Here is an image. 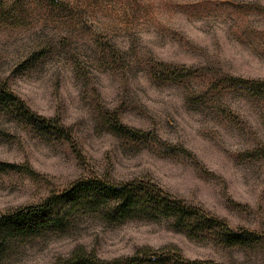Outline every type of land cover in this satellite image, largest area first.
<instances>
[{
	"label": "rangeland",
	"instance_id": "obj_1",
	"mask_svg": "<svg viewBox=\"0 0 264 264\" xmlns=\"http://www.w3.org/2000/svg\"><path fill=\"white\" fill-rule=\"evenodd\" d=\"M0 77L71 134L0 116V161L15 165L0 211L84 177L152 179L256 237L227 247L163 217L80 213L1 264H56L80 245L109 260L157 249L138 264H264V96L230 80H264V0H0Z\"/></svg>",
	"mask_w": 264,
	"mask_h": 264
},
{
	"label": "trees",
	"instance_id": "obj_2",
	"mask_svg": "<svg viewBox=\"0 0 264 264\" xmlns=\"http://www.w3.org/2000/svg\"><path fill=\"white\" fill-rule=\"evenodd\" d=\"M230 80L246 87L253 96H264V80H246L242 77H231ZM0 116H8L32 129L40 130L41 133H53L71 140V134L59 116L48 117L33 110L2 77ZM114 128L120 133L135 134L126 127L114 125ZM7 168H15V165L0 161V170ZM80 213L95 214L110 222L134 215L163 217L172 220L173 225L184 230L190 238L212 240L227 247H251L256 238L249 231H236L203 209L174 197L152 179L118 181L105 177H84L74 181L63 191L53 192L37 204L0 211V264L8 257L15 242L66 233ZM156 252L157 249L146 246L134 255L109 260L80 245L68 258L56 264H138ZM141 253L145 257H141ZM175 262L186 263L180 258Z\"/></svg>",
	"mask_w": 264,
	"mask_h": 264
}]
</instances>
